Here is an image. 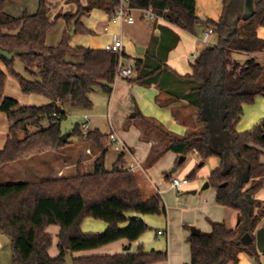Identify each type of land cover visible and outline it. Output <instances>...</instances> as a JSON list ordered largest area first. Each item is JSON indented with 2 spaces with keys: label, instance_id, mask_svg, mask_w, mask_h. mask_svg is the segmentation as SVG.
Returning a JSON list of instances; mask_svg holds the SVG:
<instances>
[{
  "label": "trees",
  "instance_id": "obj_1",
  "mask_svg": "<svg viewBox=\"0 0 264 264\" xmlns=\"http://www.w3.org/2000/svg\"><path fill=\"white\" fill-rule=\"evenodd\" d=\"M7 0H0V49L21 60L26 74L37 80L25 79L13 69V58L0 56V111L11 124L4 147L0 149V167L33 155L58 151L66 146L71 135L84 138L100 156L94 161L93 172L62 174L56 179L40 181H15L0 183V234L10 241L12 264H64L67 252L94 250L117 240L134 242L148 230L146 223L127 213L138 215H165V204L160 195L144 197L133 172L123 169V157L118 155L110 171L104 167V146L98 130L81 133L75 125L66 140L61 139L60 120L65 113L60 103L69 101L71 106L89 110L90 94L97 89L108 95L116 79L119 55L112 51L86 49L69 45L65 32L59 44L47 46L46 34L59 18L67 25L84 15L83 8L74 14H58L51 21L46 0H38L34 14L24 13L14 17L4 12ZM132 9H150L167 24L191 34L199 25L212 29L215 43L206 45L190 64L187 75H179L164 64L160 56L146 50L144 59L135 60L133 75L124 78L129 83L149 87L155 85L166 92L171 101L185 100L197 109L196 122L184 136L164 130L160 124L136 117L144 122L143 135L154 130L161 136L159 146L153 148L150 164L170 151L187 156L195 151L200 163L187 178L195 177L199 166L211 157L218 159L217 167L208 176V183L216 190L218 205L231 208L241 214L236 229H228L224 223L210 224V230L188 237L191 257L188 264H239L238 256L246 253L255 264H261L255 246V229L264 216L261 201L249 198L264 189V117L252 129L236 132L243 105H251L257 97H264V65L255 57L238 62L233 54L264 52V41L256 30L264 28V0H223L217 20H200L196 15L195 0H124ZM244 4L250 12L244 13ZM119 0L89 3L111 13ZM249 7V6H248ZM121 57L126 58L124 53ZM5 71L1 68V65ZM6 73L13 76L20 92L45 97L42 106H19L14 98L4 97ZM162 105V104H161ZM184 126L187 119L173 113ZM48 125L41 127V121ZM29 126L37 127L31 131ZM178 160V159H177ZM177 160L174 165H177ZM168 177V175H167ZM104 221L108 227L102 233L85 234L80 226L84 219ZM127 224L120 228V225ZM57 226L58 243L56 257L49 248L52 235L48 226ZM249 234L247 243L241 238ZM166 252H142L112 256L86 257L74 260V264H153L166 260Z\"/></svg>",
  "mask_w": 264,
  "mask_h": 264
},
{
  "label": "crops",
  "instance_id": "obj_2",
  "mask_svg": "<svg viewBox=\"0 0 264 264\" xmlns=\"http://www.w3.org/2000/svg\"><path fill=\"white\" fill-rule=\"evenodd\" d=\"M31 1L34 3V11L32 13L25 8L27 5V3L24 4L25 0H22L23 7L20 4H15V0H7L4 12L14 17H21L26 12L34 14L38 7V0ZM106 1L108 0H46L49 19L51 21L58 14H74L78 9V4H80L84 10V15L79 19V24L77 26L75 22L67 25L63 18H59L54 28L46 34V45L51 47L57 46L62 35L67 32L70 39L69 45L73 49L75 47H83L86 49L104 50L106 44L110 43L113 36H116L123 43L122 53L126 56L124 60L126 66L132 67L135 60L144 59L143 54L148 50L154 55L160 56L167 67L173 69L179 75L184 76L191 73L190 64L192 61L189 60V55L199 52L206 45L215 43L213 35L207 40L204 39V33L207 30L204 25L197 26L194 33L191 34L172 24H167L162 19L152 22L148 21L142 17L139 9L133 13L134 21L132 23H121L114 17L116 10L108 13L98 7L89 8L87 6L89 3L101 2L104 5ZM222 1L223 0H221V4ZM248 6L244 4V13L250 12L251 6ZM7 7L9 11H21L22 15L15 16L12 12H7ZM196 15L201 21L213 20V17L211 18L208 14L200 16L197 12V8ZM72 24L74 31H72ZM70 33H72V35H70ZM256 35L264 41V28H257ZM139 47H141L143 51L138 54L136 49ZM251 57H255L261 64L264 63V52L251 55L242 53L233 54V59L241 63ZM111 90L112 92L110 94H105L107 101V115H105L111 127L109 133L113 129L128 149V154L126 153L123 157L122 167H124L126 163H138L140 169L133 173L136 175L137 185H139L141 192L146 198L159 194L165 204L166 211L165 215L159 216H142L135 213H127L126 217L140 219L148 226V230L145 231L139 239L134 242H129L124 239L117 240L94 250L72 253V258L78 260L86 257L136 253L142 250L143 253L151 251L166 252V260L153 264H188L191 257V248L188 243V237L191 235L189 232L191 225L205 233L210 230V224L212 222L224 223L228 229L234 230L238 228L241 214L231 208L218 205L215 199L216 190L210 186V183L206 190L202 189L206 181L208 183L207 179L210 174L204 179V184H200H203L201 187L202 193L198 194L200 185L195 182L190 185L188 197L185 195L180 197L178 195H173L175 189L173 190L169 183L170 179L174 177V174L170 173L174 167L176 168L175 172L178 170L177 167L180 164L174 165L175 161L178 159V155L175 152L168 151L158 158L156 162L150 164L149 159L151 151L153 148H156L154 146L156 142L151 136L143 135L144 122L137 118L136 114L139 113L143 118L154 121L155 123L157 122L169 133L184 136L189 132L191 126L195 128L200 127V124L197 123L195 119L197 116V109L189 105L185 100L171 101L168 99L166 92L155 85L145 87L129 83L125 79H117ZM89 98L92 104L91 109L76 108L77 110H82V112L89 114H82V116L87 115L89 117L91 131L96 129L103 135L99 126L101 123L98 121L103 117V114L98 112L97 109L99 108H96L93 98ZM64 103L65 101L59 105L63 111L66 109ZM179 109H181V112L178 111ZM173 113H177L182 119H187L188 126H184L179 118H174ZM124 116H127L126 119L129 122H136L138 120L142 122V124H140V126H142L141 132L139 131L140 129H132L129 123V127L127 126V129L124 130L123 126L126 124ZM263 117L264 97H257L251 105H243L240 120L236 124V132L241 133L252 129ZM94 118H97V121L94 120ZM103 146L105 154L104 167L106 170L110 171V168L121 153L118 152L112 144L108 142L105 143V138L103 139ZM191 153L200 161L195 151ZM100 155V151H94L90 144L85 142L82 137V140L69 142L56 152L50 151L36 156L33 155L28 159L17 160L7 165H12L13 173L14 170L17 169L16 172L19 170V173L14 175L12 183L15 181H40L44 180L43 178L56 179L61 177L62 174L72 175L78 171L84 174H90L94 171V161ZM187 156H185V160ZM62 157L63 159H61ZM47 158L50 159V165L46 170H41V168L34 169L33 172L35 175L33 177L27 176V170H25L27 166L35 164L34 161L41 163ZM261 162L264 165V151ZM196 176L197 172L195 177L190 180L186 177L188 183L193 181ZM188 183L187 185H189ZM251 200V202H254V200L261 201L264 206V189L258 191ZM126 226L127 224H122L120 228ZM262 226H264V216L261 218L256 229ZM107 227L108 225L104 221L87 218L81 223L80 229L85 234H95L104 232ZM159 230L163 232V235H158ZM46 232L52 235V244L49 248V254L51 257H56L59 253V251H57V234L59 228L53 225L48 226ZM259 259L261 264H264V256L260 255ZM238 262L239 264H255V262L243 252L239 254Z\"/></svg>",
  "mask_w": 264,
  "mask_h": 264
},
{
  "label": "rangeland",
  "instance_id": "obj_3",
  "mask_svg": "<svg viewBox=\"0 0 264 264\" xmlns=\"http://www.w3.org/2000/svg\"><path fill=\"white\" fill-rule=\"evenodd\" d=\"M26 3H27V5L25 8L32 13L34 11L33 10V4H34L33 1L25 0L24 4H26ZM15 4H20L23 7L22 0H15ZM88 5L89 4H87V6ZM78 8H82V6L80 4H78ZM196 8H197V12L200 16H202V15L205 16L206 14H208L211 16V18L213 17V20H217L220 12L222 10L221 0H196ZM7 12H9V13L12 12L13 14H15V16H21L22 15L21 11H19V12L18 11H11V10L9 11L8 7H7ZM53 28H54V26H53ZM261 62L263 63L262 60H261ZM1 68L5 71L3 64L1 65ZM13 69L16 73L20 74L25 79H30V80H37L38 79L37 77L32 76L28 73L26 74V72L24 70V65L22 64L21 60H19V58L17 56H14V58H13ZM6 76H7V78L5 81L4 91H3L4 97L11 98V99L14 98L18 101L19 106H25V107L42 106L48 102L47 99L45 97H42V96H38V95H34V94H28V95L23 94L19 90V86H18L16 79L7 73H6ZM90 97L93 98V100L95 101L96 108H99V109H97L98 112L103 114V117H101L100 120H98L101 123L99 126L101 129V132L103 133V135H105L104 136L105 143H107V142L109 143L108 135H109V131H110L111 127H110V123L108 122V118L106 116L107 115L106 114L107 113L106 96L100 90L95 89L92 92V94L90 95ZM64 107L66 108V109H64L66 116H65V118L60 120V123H61L60 127H61L62 134L71 132L72 129L75 127V125L80 124L81 123L80 117L82 116V114L89 115L86 112H82V110L80 111V110H77V108L75 109L74 107H72L69 101H65ZM178 111L181 112V109H179ZM184 113H187V112H184ZM188 114L191 115L190 113H188ZM126 117L127 116H124V118H125L124 120L126 122V124L124 122V124H125L123 126L124 130L127 129V126L129 127V125H128V123H129L132 129H134V130L140 129L139 131L141 132L142 126H140V124H142V122H140L139 120L136 122H129V121H127ZM96 119L97 118H94V120H96ZM109 120H110V118H109ZM40 123H41V127H44V128L48 125V122L46 119L44 121H41ZM10 126H11V124L8 122L5 113L0 111V149H2L4 147V144L6 142L5 139H6V136L8 134ZM38 129L39 128H37V127L29 126L30 132L38 130ZM149 136H151L152 139L155 140V142H156L154 144L155 147L159 146L160 143H162L161 142L162 138H161V136H159L158 132L152 130L149 132ZM80 140H82V138H79L78 136L71 135L70 137H68L69 142H76V141H80ZM48 157H51V156H48ZM35 158H37V157H35ZM61 159H63V157ZM34 162H35V164H30L25 169V170H27V176L28 177H33L35 175V173L33 172L34 169L36 170V169L41 168V170H46V168L50 165V159L49 158L45 159V161H42L41 163H37V161H34ZM199 163H200V161H198L197 158L193 155V153L190 152L188 154V156L186 157V160L184 162H182L177 167L178 170L176 172H174V176H176L179 179L186 178L188 175H190V173L195 168H197ZM217 165H218V159L216 157H211V158L206 159L205 163L202 166H199V168L197 170L196 178L193 181H190L188 183L189 185L183 186L179 191H176V190L173 191L172 190L173 195H178L179 197L182 195H185L188 197L189 196L188 193L190 191L189 190L190 185L194 184L195 182L198 183V185H200L201 183L204 184V179L217 167ZM11 166L12 165L3 166L2 168L0 167V183H12V179L14 178V175L19 173V170H18V172H16L17 169L14 170V173H13L12 172L13 167H11ZM43 179H45V178H43ZM202 185H200V187L198 189V194L203 192V191H201ZM191 227H195V226L191 225ZM0 264H12V252H11L10 241L6 236H4L2 234H0Z\"/></svg>",
  "mask_w": 264,
  "mask_h": 264
},
{
  "label": "built area",
  "instance_id": "obj_4",
  "mask_svg": "<svg viewBox=\"0 0 264 264\" xmlns=\"http://www.w3.org/2000/svg\"><path fill=\"white\" fill-rule=\"evenodd\" d=\"M115 13L114 17L118 19L121 23H132L134 21L133 13L136 11L135 9L130 8L127 6V4L124 2V0H119V5L115 8ZM141 11L142 17L148 21H154V20H159L161 18L157 17L150 9H139ZM213 35L212 29H207L204 33V39H208ZM122 49H123V43L120 41L119 38L116 36H113L112 40L110 43H107L106 46L104 47V51H112L115 52L119 55V60L116 68V79H124L126 77H130L133 75L132 73V67L131 66H126L124 64V57H121L122 54ZM190 61H194L197 56L198 52L190 54L189 55ZM80 128H81V133L83 135H86L88 132L91 131V124L89 122V117L87 115H83L80 121ZM109 138V143L114 146V148L125 155L126 153L128 154V149L127 146L123 143V141L116 135V133L111 130V132L108 135ZM123 169H127L130 172H136L140 169V166L136 162L132 163H126V165L123 167ZM188 180L186 178L179 179L176 176L172 177L170 179V186L171 188L176 191L180 190L183 186L187 185ZM163 235V232L159 230L158 235Z\"/></svg>",
  "mask_w": 264,
  "mask_h": 264
},
{
  "label": "water",
  "instance_id": "obj_5",
  "mask_svg": "<svg viewBox=\"0 0 264 264\" xmlns=\"http://www.w3.org/2000/svg\"><path fill=\"white\" fill-rule=\"evenodd\" d=\"M73 27V24H72ZM72 31H74V27L72 29ZM70 35H72V33H70ZM143 49L141 47L136 49V52L142 53ZM17 54V52L15 51H11V53H8L6 51H3L0 49V56L4 57L6 60H11L12 57H14ZM68 137V133L62 134L61 135V139L66 140V138ZM185 160L184 156H180L177 160V164H181L183 161ZM176 168L174 167L171 170L170 174H174ZM209 187V183H207L203 186V190H206V188ZM249 201L251 202V198H249ZM189 232H191L192 235L194 236H198L200 235L201 231H199L197 228L195 227H191ZM251 240V237L249 234H245L242 238L241 241L247 243ZM254 240H255V246L257 248V251L259 252L260 255L264 256V226L259 227L256 229L255 231V235H254ZM64 264H74L73 258H72V254L71 252H67V254L64 256Z\"/></svg>",
  "mask_w": 264,
  "mask_h": 264
}]
</instances>
